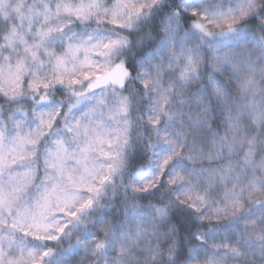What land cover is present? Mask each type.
<instances>
[{
  "label": "snow or ice",
  "instance_id": "1",
  "mask_svg": "<svg viewBox=\"0 0 264 264\" xmlns=\"http://www.w3.org/2000/svg\"><path fill=\"white\" fill-rule=\"evenodd\" d=\"M0 264H264V0H0Z\"/></svg>",
  "mask_w": 264,
  "mask_h": 264
}]
</instances>
